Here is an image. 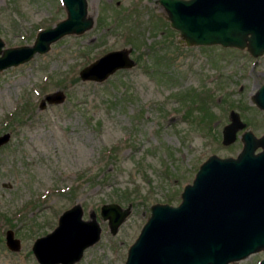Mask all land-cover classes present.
Listing matches in <instances>:
<instances>
[{
  "label": "rangeland",
  "instance_id": "obj_1",
  "mask_svg": "<svg viewBox=\"0 0 264 264\" xmlns=\"http://www.w3.org/2000/svg\"><path fill=\"white\" fill-rule=\"evenodd\" d=\"M86 3L90 29L0 71V134H10L0 146V264H38L33 241L74 204L100 227L74 264H123L150 205H176L209 155L235 157L243 130L264 132V112L251 99L264 84V53L187 46L152 0ZM64 17L60 0H0V38L4 47L30 45ZM111 50H125L134 65L100 83L79 78ZM56 90L63 100L39 108ZM224 129L234 132L229 142ZM108 203L129 206L114 233L98 214ZM6 229L17 251L5 247ZM262 257L264 250L238 263Z\"/></svg>",
  "mask_w": 264,
  "mask_h": 264
},
{
  "label": "water",
  "instance_id": "obj_2",
  "mask_svg": "<svg viewBox=\"0 0 264 264\" xmlns=\"http://www.w3.org/2000/svg\"><path fill=\"white\" fill-rule=\"evenodd\" d=\"M65 17L40 29L30 45L4 47L0 39V71L43 54L52 43L67 35H80L93 24L86 0H60ZM171 29L187 46L220 45L245 50L256 58L264 53V0H158ZM134 61L125 50L108 51L83 66L81 80L100 83ZM63 92L45 94L39 108L60 103ZM264 111V84L252 95ZM223 131L222 142L234 138ZM232 132V131H231ZM241 149L235 157L209 155L185 184L176 205L155 203L129 245L124 264H239L248 254L264 250V134L249 130L240 135ZM9 133L0 134V146ZM258 151L256 152V150ZM260 149V150H259ZM74 204L60 213L57 225L37 237L31 251L39 264H70L99 238L94 215L81 219ZM129 213V206L102 204L99 215L114 233ZM4 244L12 252L19 241L11 229ZM258 264H264L262 258Z\"/></svg>",
  "mask_w": 264,
  "mask_h": 264
},
{
  "label": "flooded vegetation",
  "instance_id": "obj_3",
  "mask_svg": "<svg viewBox=\"0 0 264 264\" xmlns=\"http://www.w3.org/2000/svg\"><path fill=\"white\" fill-rule=\"evenodd\" d=\"M152 2L154 3V4H156V5H159L160 7H161V4H160V2L158 1V0H152ZM252 99V98H251ZM259 109V108H258ZM263 111V110H262ZM264 112V111H263ZM244 131H247V130H243L242 132H241V134L244 132ZM250 131V130H249ZM251 132V131H250ZM252 133V132H251ZM262 134H264V132L262 133ZM261 134V135H262ZM9 136H10V134H9ZM238 153V152H237ZM236 153V154H237ZM236 156V155H235ZM98 214H99V212H98ZM94 216H95V214H94ZM100 216V215H99ZM95 218V217H94ZM102 219V218H101ZM96 220V219H95ZM93 245V244H92ZM91 246V245H90ZM89 247V246H88ZM86 249V248H85ZM84 251V250H83ZM83 253V252H82ZM126 253H127V250H126ZM256 252H253V253H250V254H248L246 257H244V258H249L250 256H252L253 254H255ZM82 255V254H81ZM81 257V256H80ZM80 257L78 258V260L80 259ZM243 258V259H244ZM263 258V257H262ZM262 258H260V259H262ZM125 259H126V256H125ZM260 259H258V260H256L255 261V263L254 264H257L258 262H259V260ZM78 260H76L75 262H77ZM75 262H72V263H70V264H74ZM38 263V262H37ZM124 263H125V260H124ZM123 263V264H124ZM39 264V263H38Z\"/></svg>",
  "mask_w": 264,
  "mask_h": 264
},
{
  "label": "trees",
  "instance_id": "obj_4",
  "mask_svg": "<svg viewBox=\"0 0 264 264\" xmlns=\"http://www.w3.org/2000/svg\"><path fill=\"white\" fill-rule=\"evenodd\" d=\"M200 99H201V98H199V100H200ZM198 105H199V103H195L194 107H198ZM201 111H203V110L201 109ZM202 114L204 115V117L206 116V112H205V111H204Z\"/></svg>",
  "mask_w": 264,
  "mask_h": 264
}]
</instances>
